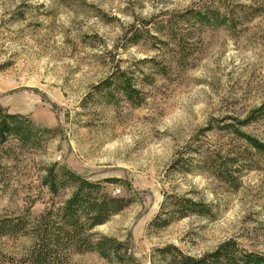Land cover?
Masks as SVG:
<instances>
[{
  "label": "rangeland",
  "instance_id": "374dc122",
  "mask_svg": "<svg viewBox=\"0 0 264 264\" xmlns=\"http://www.w3.org/2000/svg\"><path fill=\"white\" fill-rule=\"evenodd\" d=\"M205 3L229 8L233 26L183 15ZM118 71L134 98L96 88ZM263 102L264 0H0V107L54 129L0 140V264H21L33 242L1 223L70 195L42 184L62 164L116 177L106 189L133 198L91 230L121 242L120 257L67 264H163L158 247L197 256L228 238L264 254V152L239 134L264 143V115L240 123ZM174 196L210 212L154 226Z\"/></svg>",
  "mask_w": 264,
  "mask_h": 264
},
{
  "label": "trees",
  "instance_id": "16d2710c",
  "mask_svg": "<svg viewBox=\"0 0 264 264\" xmlns=\"http://www.w3.org/2000/svg\"><path fill=\"white\" fill-rule=\"evenodd\" d=\"M205 3L190 8L183 15L190 14L196 22L203 26H233L230 9ZM103 87L123 92L127 98H134L136 89L124 71H118L102 80L96 88ZM264 115V102L254 108L248 117L241 121L247 124ZM54 129L37 126L27 116L6 112L0 107V140L14 136L22 143H28L40 134L52 133ZM239 134L257 151L264 152V143L248 134ZM219 166V165H218ZM214 167L220 172L219 167ZM226 175L223 169V176ZM116 177L90 179L64 164L49 167L43 175L42 184L49 193L57 195L60 191L71 188V193L59 206L54 203L45 207L41 213L32 218L17 219L1 223L3 233L20 232L32 236L33 242L22 258L21 264H67L73 253L96 251L107 259L119 258L122 243L104 235L97 237L91 231L109 217L133 202V198L115 195L106 189L107 182H115ZM171 204L175 206L168 218L152 220L154 226H165L174 218L189 214L205 215L210 212L208 205L183 196H174ZM163 264H264V254L247 250L240 246L234 238L220 242L214 249L200 255H191L174 244H166L156 249ZM119 256V257H118Z\"/></svg>",
  "mask_w": 264,
  "mask_h": 264
}]
</instances>
